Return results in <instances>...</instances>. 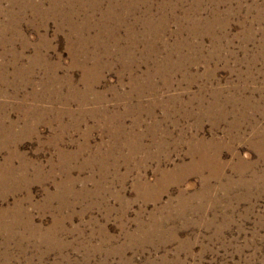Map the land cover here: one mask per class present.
<instances>
[{
	"label": "rangeland",
	"instance_id": "1",
	"mask_svg": "<svg viewBox=\"0 0 264 264\" xmlns=\"http://www.w3.org/2000/svg\"><path fill=\"white\" fill-rule=\"evenodd\" d=\"M0 264H264V0H0Z\"/></svg>",
	"mask_w": 264,
	"mask_h": 264
},
{
	"label": "bare ground",
	"instance_id": "2",
	"mask_svg": "<svg viewBox=\"0 0 264 264\" xmlns=\"http://www.w3.org/2000/svg\"><path fill=\"white\" fill-rule=\"evenodd\" d=\"M203 144V143H202ZM202 148V147H201ZM204 149V148H203ZM207 150V149H206ZM211 156V155H210ZM196 162V161H195ZM217 164V163H216ZM220 166V165H219ZM219 169V168H218ZM177 175V174H176ZM215 175V174H214Z\"/></svg>",
	"mask_w": 264,
	"mask_h": 264
}]
</instances>
